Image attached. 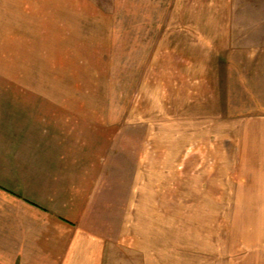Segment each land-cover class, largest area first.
Returning a JSON list of instances; mask_svg holds the SVG:
<instances>
[{"label":"rangeland","instance_id":"rangeland-1","mask_svg":"<svg viewBox=\"0 0 264 264\" xmlns=\"http://www.w3.org/2000/svg\"><path fill=\"white\" fill-rule=\"evenodd\" d=\"M189 1L0 0V77L33 83L105 163L106 264H264V127L224 120L218 59L196 39L191 56L181 34L192 18L230 19L241 43L264 46V0Z\"/></svg>","mask_w":264,"mask_h":264},{"label":"crops","instance_id":"crops-1","mask_svg":"<svg viewBox=\"0 0 264 264\" xmlns=\"http://www.w3.org/2000/svg\"><path fill=\"white\" fill-rule=\"evenodd\" d=\"M208 4L189 1L186 8L210 9ZM218 4L232 8L230 2ZM40 13L37 18L48 25L49 13ZM211 20L186 22V50L194 57L196 39L205 43L199 57L218 59L213 87L224 120L252 119L264 127V46L241 43L231 34L230 19ZM193 57L180 59L186 73L192 74ZM173 73L178 85V67ZM33 90V83L0 77V264H106L108 241L98 219L111 205L113 184L96 175L105 163L91 162V134L75 132L71 120L66 124L62 114L51 113ZM260 196L254 202L264 203ZM262 214L261 208L255 217Z\"/></svg>","mask_w":264,"mask_h":264}]
</instances>
